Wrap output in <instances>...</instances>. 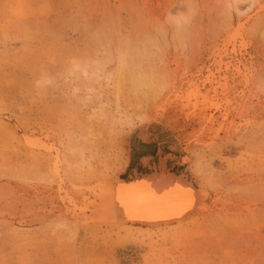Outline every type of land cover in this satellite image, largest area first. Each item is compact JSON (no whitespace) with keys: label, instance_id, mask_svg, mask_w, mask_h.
Segmentation results:
<instances>
[{"label":"rangeland","instance_id":"374dc122","mask_svg":"<svg viewBox=\"0 0 264 264\" xmlns=\"http://www.w3.org/2000/svg\"><path fill=\"white\" fill-rule=\"evenodd\" d=\"M154 150L205 213L108 228ZM0 264H264V0H0Z\"/></svg>","mask_w":264,"mask_h":264},{"label":"bare ground","instance_id":"6f19581e","mask_svg":"<svg viewBox=\"0 0 264 264\" xmlns=\"http://www.w3.org/2000/svg\"><path fill=\"white\" fill-rule=\"evenodd\" d=\"M154 162L150 154L142 155L127 178L129 182L125 178L108 179L97 193L99 202L93 205L96 219L108 228L158 230L175 228L203 215L209 194L180 173L167 170L164 162Z\"/></svg>","mask_w":264,"mask_h":264},{"label":"trees","instance_id":"16d2710c","mask_svg":"<svg viewBox=\"0 0 264 264\" xmlns=\"http://www.w3.org/2000/svg\"><path fill=\"white\" fill-rule=\"evenodd\" d=\"M154 152H155V150L152 151V152H144V153H141V155H142V154H143V155H145V154H151V155L155 156Z\"/></svg>","mask_w":264,"mask_h":264},{"label":"water","instance_id":"95a60500","mask_svg":"<svg viewBox=\"0 0 264 264\" xmlns=\"http://www.w3.org/2000/svg\"><path fill=\"white\" fill-rule=\"evenodd\" d=\"M173 173V172H172ZM178 175V173H175V175ZM134 179V178H133ZM190 184H191V182H190V180L188 179V178H185ZM126 181H128V179L126 180ZM129 182V181H128ZM194 188V187H193ZM196 188V187H195ZM176 195L178 194V192L176 193V192H174Z\"/></svg>","mask_w":264,"mask_h":264}]
</instances>
